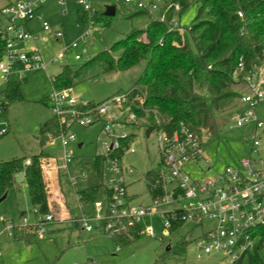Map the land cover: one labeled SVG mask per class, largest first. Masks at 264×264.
<instances>
[{
    "label": "rangeland",
    "instance_id": "rangeland-1",
    "mask_svg": "<svg viewBox=\"0 0 264 264\" xmlns=\"http://www.w3.org/2000/svg\"><path fill=\"white\" fill-rule=\"evenodd\" d=\"M3 0H0L2 5ZM91 6L97 11L98 16H103L107 5H115L116 14L108 18L103 17L104 23L97 22L90 31V36L86 44L80 43L71 53L69 58L49 62L47 72L38 71L26 74V80L20 84L22 98L10 101L5 107L0 104V108L6 111L0 116V129L7 128V132L0 135V162L14 158L39 156V164L43 180L48 195L49 211L54 214V221L58 219L51 208L63 205L69 209H74L79 200L77 191L86 186L99 182L106 183L108 173H104L101 178L97 175L94 160L97 154L101 153V142L104 135L101 133L103 122L96 120L88 126H81L78 122H73L68 128L63 126L66 135L74 134L75 140L66 148L73 157L68 170L64 168L63 156L65 149L61 144L60 135L55 139L44 142L40 139V126L45 121L52 118L53 111L48 101L49 94L53 91V78L56 77L65 65L72 69L84 66L74 80L72 86L67 87L68 94L79 105L81 102H88L90 106L102 103L117 96H123L128 92L134 81L141 75L144 62L124 71L105 72L103 66L91 59L109 49L115 42L129 35L134 29H146L151 17L138 13L132 6L126 5L122 0H91ZM197 5L191 4L189 8L181 14V24L186 27V36L192 50L195 45L191 38L190 26L197 12ZM65 9V12L62 10ZM84 8L78 0H66V5L61 7L55 0L44 4L39 12L42 14L43 22H47L51 30L45 32L42 22L36 20L28 24L35 26L34 35L43 38L50 37L55 30H62L65 38H50L48 42L37 41V45L42 49L46 62L50 61L56 53L60 52L64 44H69L80 40L86 25L82 21ZM139 40H145L143 33H138ZM86 47V51L84 48ZM82 54L80 60L74 59V54ZM114 57L118 52L113 53ZM264 71V63L252 69L247 80L250 84H257ZM17 79L11 75L10 80ZM247 82V81H246ZM245 82V83H246ZM7 87L4 77L0 72V92ZM236 88L248 93V84H238ZM260 90L264 93V82ZM202 92L207 96L206 89ZM235 105V106H234ZM116 109V108H115ZM226 111L218 114L222 123L219 138H210L206 129L202 134L206 139V157L200 161V165L208 167L212 164L213 170H220L226 165L234 164L241 158H248L251 152V142L249 138L255 133L256 122L245 123L239 127L233 120L235 116L243 118L247 113L253 112L254 116L264 120V101L258 105L240 103L233 100L225 107ZM79 110L84 112L85 109ZM116 115L125 117L128 111L115 110ZM145 119H139L138 124L127 126L120 132L133 133L136 139L132 144L135 152L122 154V165L130 166L134 169L131 174H126L128 192L132 195L131 201L136 205H152L153 200L149 192L145 175L148 171H157L161 161L156 133H146ZM60 132V134L62 133ZM79 144H82L79 147ZM258 152L254 153L256 159L264 162V138ZM196 174L201 171L193 166ZM85 172L86 177L82 178L81 173ZM70 178H74L77 184L73 185ZM171 188V186H170ZM101 201L105 205L106 198ZM175 201L168 204L155 206L154 212L142 217L139 223L140 235L126 243H118L107 233L100 229L97 221L91 220L94 231L87 232L80 230L72 223L56 226L54 231L51 227L37 234L36 228L28 226L23 221L25 217L27 223L33 224L37 219H42L43 214H38L32 208L29 200L28 190L23 183L18 190H9L7 197L0 202V264H230L228 259L222 254H204L198 247L200 235L212 227V222L204 220L202 225H196L191 221H185L181 226L169 230L164 226L163 218L159 212L178 208ZM92 205H86L87 216L96 215L97 212ZM20 210H26L24 217L19 216ZM76 213V212H75ZM104 215V210L100 212ZM14 229L9 230L10 227ZM23 230L36 232L26 234ZM152 228L150 235L148 230ZM20 234V235H19ZM19 235V237H16Z\"/></svg>",
    "mask_w": 264,
    "mask_h": 264
},
{
    "label": "built area",
    "instance_id": "built-area-1",
    "mask_svg": "<svg viewBox=\"0 0 264 264\" xmlns=\"http://www.w3.org/2000/svg\"><path fill=\"white\" fill-rule=\"evenodd\" d=\"M52 0H14L0 8V40L3 43V53L0 58V72L7 84L11 75H16L17 79H23L26 74L38 71L47 72L49 62H56L69 58L70 53L79 46L86 44L90 36L91 28L96 24L91 18L97 11L91 6V0H78L90 17L84 23L86 30L81 39L64 44L62 50L55 54L50 61L46 62L42 49L37 45L38 40L48 42L51 37L34 35L26 28V23L35 19L42 20L39 12L41 7ZM59 6L64 7L66 0H55ZM126 5L136 8L154 20L166 24L168 27L177 30L184 35L186 27L181 24V14L184 11V3L191 0H122ZM65 12V9L62 10ZM238 16L242 17L241 10ZM45 32L51 30L47 22L42 21ZM54 38L63 39L65 33L62 30H55ZM86 51V47L84 48ZM82 54L75 53L74 59L80 60ZM242 67V64H239ZM264 82V71L257 84H250L247 80L249 91L240 96V103L258 105L264 101V93L260 90ZM68 88L53 89L48 99L53 114L59 120L60 125L67 126L78 122L81 126L93 124L96 120H101L103 126L101 133L104 139L101 142V153L96 157H104V172L108 173V180L104 185L108 188V194L102 195L94 201L93 208L96 215L87 216L82 213L77 219L81 230L87 232L94 231V226L90 224L95 220L101 230L110 237L120 233L122 221H127L129 225L139 226V223L147 214L154 212V208L160 204L177 202L178 208L159 212L163 218V223L168 231L175 223L191 221L196 225H202L204 220L212 222V227L200 235L198 247L204 254H222L228 259L230 264H236L244 254L252 250L255 246L257 236L255 230L264 225V162L254 157L264 138V120L254 116L253 112L247 113L243 118L235 116L233 120L237 126L241 127L245 123L256 122L255 133L249 138L251 142V152L248 158H241L234 164L226 165L220 170H213L212 164L207 168L200 165L201 160L208 162L206 157V139L202 133H197L190 127L180 124L173 131H168L162 127L163 119L159 115H154V122L146 121V127L153 126L156 133L161 161L158 167L160 183L153 187L160 189L152 196V205L133 204L128 193L126 174H131L134 169L130 166H123L122 156L117 153L124 148V153L135 152L132 147L136 139L133 133L120 132L122 128L138 124L139 116L130 104H128V94L113 97L102 103L90 106L88 102L76 101L69 96ZM4 93L0 92V104ZM85 109L84 112L79 110ZM127 110L129 113L125 117L116 115L115 110ZM4 108H0L2 114ZM146 115L148 110L144 109ZM155 113V111H153ZM67 130V129H66ZM66 130L60 134L61 144L65 149L63 156L64 168L68 170L73 157L67 151V147L75 140V135H66ZM7 132V128L0 129V135ZM150 133V134H151ZM134 139L127 147L123 142L130 136ZM123 153V154H124ZM95 157V158H96ZM30 163V159L26 160ZM197 167L201 173L196 174L192 169ZM81 177L85 178L86 173L82 172ZM71 184H77L74 178H70ZM171 186V188H170ZM102 198L107 199L104 205ZM82 208L81 203L79 204ZM104 210V215L100 212ZM24 217V216H23ZM37 234L42 233L48 224L54 221V214L48 212L42 219H37L33 224ZM14 229L10 227L9 230ZM148 233L152 235L150 228ZM92 264V263H91ZM223 264V263H221Z\"/></svg>",
    "mask_w": 264,
    "mask_h": 264
},
{
    "label": "trees",
    "instance_id": "trees-1",
    "mask_svg": "<svg viewBox=\"0 0 264 264\" xmlns=\"http://www.w3.org/2000/svg\"><path fill=\"white\" fill-rule=\"evenodd\" d=\"M192 3L198 7L189 29L195 51L186 33L182 35L152 18L146 29H134L91 60L100 63L105 72L128 70L144 62L141 75L126 92L132 109L152 124L154 115H159L163 119L162 127L168 131H173L182 123L199 134L206 129L210 134L209 139L219 138L221 127L227 122L222 123V116L218 114L225 112V107L233 100H239L243 92L236 86L246 84L252 69L264 63V0H191L184 3V11ZM239 10L243 13L242 17L238 16ZM83 13L82 21L85 22L90 16ZM138 13L146 15L141 11ZM103 17L110 16H91L96 23H104ZM138 33H143L145 40H139ZM114 52H118L117 57H114ZM2 53L3 43L0 40V58ZM83 67L72 69L65 65L53 78V87L62 89L72 86ZM26 78L7 83L3 91V106L22 98L20 84ZM202 89H206L207 96ZM144 109L148 110L147 115ZM62 128L53 115L41 124L40 139L42 142L55 139ZM152 131L153 126L146 128L148 135ZM133 139L134 136H130L123 142V146L127 147ZM123 153L124 148L117 154L122 156ZM27 159H30L29 164L26 163ZM39 159V156L34 155L32 159L22 157L0 162V197L6 191L18 190L24 183L32 208L38 214L45 215L50 205ZM94 166L101 178L104 157H96ZM19 173L24 174L21 183L15 180ZM145 181L151 195L160 193L159 188L153 189L160 183L158 171H148ZM108 192L102 181L79 189L77 194L80 203L85 206L93 204ZM25 213L26 210H20L19 216L23 217ZM182 224L175 223L170 230ZM120 226V233L112 237L118 243L132 241L140 235L139 226L129 225L126 220ZM254 233L257 236L255 246L236 264H264V225Z\"/></svg>",
    "mask_w": 264,
    "mask_h": 264
},
{
    "label": "crops",
    "instance_id": "crops-1",
    "mask_svg": "<svg viewBox=\"0 0 264 264\" xmlns=\"http://www.w3.org/2000/svg\"><path fill=\"white\" fill-rule=\"evenodd\" d=\"M12 1H14V0H3V3H2V5H0V8L1 7H3V6H5V5H7L8 3H10V2H12ZM41 14V13H40ZM41 16H42V14H41ZM37 22H42L43 21V19L42 20H40V19H35ZM34 20V21H35ZM33 21V20H32ZM29 22H27L26 23V28L28 29V30H30L32 33H35L36 31H35V26L33 27V25L30 23V24H28ZM51 38H53L54 36L52 35V36H50ZM82 146V144H79V147H81ZM24 180V177H23V179H22V181ZM23 184V183H22ZM21 184V185H22ZM91 186V185H90ZM86 187H89V186H86ZM86 187H84V188H86ZM81 189H83V188H81ZM9 192V191H8ZM78 192V191H77ZM76 192V193H77ZM129 193V192H128ZM129 197H130V199H131V197H132V195L131 194H129ZM77 198H78V200H79V196H78V194H77ZM79 204H80V201L78 202V204H77V206H75V208L74 209H69L68 207H65L64 205H63V207L62 208H58V206L57 205H53V207L51 208L56 214H58V217H57V221L56 222H52L51 224L52 225H54L53 227H51L52 229H51V231H54L55 229L54 228H56V226H61L62 224H65V223H67V225L69 226L71 223H72V225H74L75 227H77L78 229H80V227H79V225H78V223H77V221H76V219L82 214V213H87V207H86V205L85 206H82V208H80V206H79ZM92 205V204H91ZM92 208H93V205L91 206ZM76 212V213H75ZM87 215V214H86ZM50 224V225H51ZM81 230V229H80ZM21 231L22 232H24V233H26V234H30V233H28L29 231H25V230H23V229H21ZM20 235V234H19ZM19 235H17L16 237H19Z\"/></svg>",
    "mask_w": 264,
    "mask_h": 264
},
{
    "label": "water",
    "instance_id": "water-1",
    "mask_svg": "<svg viewBox=\"0 0 264 264\" xmlns=\"http://www.w3.org/2000/svg\"><path fill=\"white\" fill-rule=\"evenodd\" d=\"M104 14L106 16H114L116 14V7H115V5H107ZM23 177H24V174L23 173H19L15 177L16 182L17 183H21ZM7 194H8V191H6L5 194L0 197V202L3 201L7 197Z\"/></svg>",
    "mask_w": 264,
    "mask_h": 264
}]
</instances>
